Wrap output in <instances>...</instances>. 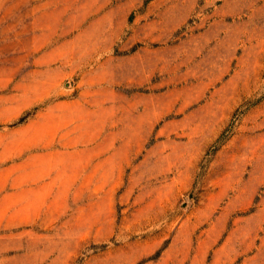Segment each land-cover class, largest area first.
<instances>
[{"label":"rangeland","instance_id":"374dc122","mask_svg":"<svg viewBox=\"0 0 264 264\" xmlns=\"http://www.w3.org/2000/svg\"><path fill=\"white\" fill-rule=\"evenodd\" d=\"M0 264H264V0H0Z\"/></svg>","mask_w":264,"mask_h":264}]
</instances>
